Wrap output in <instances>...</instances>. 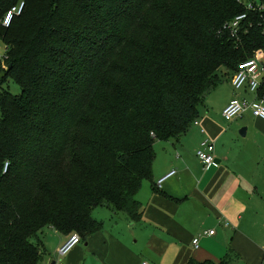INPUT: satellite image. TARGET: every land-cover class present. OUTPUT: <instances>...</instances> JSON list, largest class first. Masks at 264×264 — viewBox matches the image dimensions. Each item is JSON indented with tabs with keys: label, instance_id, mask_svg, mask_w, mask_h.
<instances>
[{
	"label": "trees",
	"instance_id": "16d2710c",
	"mask_svg": "<svg viewBox=\"0 0 264 264\" xmlns=\"http://www.w3.org/2000/svg\"><path fill=\"white\" fill-rule=\"evenodd\" d=\"M0 39V87L22 91L0 90V264H40L46 228L82 241L96 208L140 216L156 143L264 50V0H28Z\"/></svg>",
	"mask_w": 264,
	"mask_h": 264
},
{
	"label": "crops",
	"instance_id": "0c3cea01",
	"mask_svg": "<svg viewBox=\"0 0 264 264\" xmlns=\"http://www.w3.org/2000/svg\"><path fill=\"white\" fill-rule=\"evenodd\" d=\"M256 97L233 92L222 109L234 98ZM244 115L227 128L222 114L200 112L198 125L193 123L178 141L165 142L166 158L158 161L156 154L152 180L144 182L136 198L141 205L137 219L96 208L93 218L101 229L82 238L63 259L57 250L70 235L48 228V242L54 245L49 250L44 245L40 264H227L231 252L241 262L264 264V121ZM242 127L255 146L249 142L236 149L235 130ZM206 141L214 143L217 161L208 169L197 156ZM254 150L262 154L258 162L252 159ZM173 171L176 175L159 188ZM212 230L214 236L204 235Z\"/></svg>",
	"mask_w": 264,
	"mask_h": 264
},
{
	"label": "built area",
	"instance_id": "2783aa9c",
	"mask_svg": "<svg viewBox=\"0 0 264 264\" xmlns=\"http://www.w3.org/2000/svg\"><path fill=\"white\" fill-rule=\"evenodd\" d=\"M28 0H19L14 6H12L4 15L0 16V26L3 28H10L13 20L20 17L27 8ZM247 18L246 15L239 16L235 21L225 26L224 29H230L232 36L235 37L237 30L240 28L242 22ZM8 50V47H7ZM8 56L7 51L4 57H0V65L7 70ZM231 84L236 92L245 90V92L256 95V99L250 101L248 99L234 98L223 111V117L225 121L230 122L236 119H240L245 113L250 112L253 117L264 121V93L261 95L260 91L264 84V50L256 52V54L238 65V68L234 72L231 78ZM260 94V95H259ZM196 125L199 123L196 121ZM199 160L208 169L216 162L215 157V145L212 142L206 141L203 143L201 149L197 152ZM9 169V163H6L4 171ZM176 175L173 171L162 180L159 181L158 187L161 188L162 184L169 178ZM225 226H229L226 222ZM215 231L205 232V236H214ZM81 244V238L78 234L71 235L67 241L58 249L59 259H63L68 256L78 245ZM193 245L196 249L199 248V239L193 241ZM56 264H62L56 262ZM141 264H150L147 261H143Z\"/></svg>",
	"mask_w": 264,
	"mask_h": 264
},
{
	"label": "rangeland",
	"instance_id": "374dc122",
	"mask_svg": "<svg viewBox=\"0 0 264 264\" xmlns=\"http://www.w3.org/2000/svg\"><path fill=\"white\" fill-rule=\"evenodd\" d=\"M6 51H7V45L0 39V57H4V55L6 54ZM2 69H4V68L2 67ZM227 74H228L227 70L223 69V73H222V75H220V84L218 85V87L216 89L210 91L207 94V96L204 99V103H202V105L200 107V112H204L206 110L211 109L212 114L217 113L219 115L220 114L223 115L224 110L222 108L225 105L226 100H228V98L230 97V95L233 92H236L232 87L231 78H230V76H226ZM1 87H0V90L5 89V90L9 91L14 96H20L22 93L20 87L15 82H13L12 80H9L6 84H4ZM242 92H245V90L240 91V94H242ZM254 96H256V95H254ZM246 114L244 115L245 117H246ZM221 117H223V116H221ZM220 120H222V118H220ZM233 121L227 122L224 120V118L222 120L223 125L226 126L227 128L229 126H232ZM244 129H246V128L242 127L240 129L235 130V136L234 137H236V140L238 141V143L236 145V149L239 148L240 146L246 145L249 142H251V144L253 143L254 146L256 144L255 140L252 139L251 137H243L241 135V131H243ZM167 147H168V144H165V142H157L156 143L155 152L158 156V161H159V158L160 159L166 158V149H168ZM252 152H253L252 159L255 160L256 162L260 161V159L262 158V154H260V152H258L257 150L256 151L254 150ZM160 163H161V161H160ZM71 234H73V233H71ZM49 235H50V232H48V228L44 229L38 235V240L43 245H46L48 250H49L48 246L54 245L52 242H48V236ZM54 240H56V237ZM46 242H47V244H46ZM57 258H59V257H57ZM239 259H241V257H239L235 253L231 252L230 256L227 258V264H247L245 262H241Z\"/></svg>",
	"mask_w": 264,
	"mask_h": 264
},
{
	"label": "water",
	"instance_id": "95a60500",
	"mask_svg": "<svg viewBox=\"0 0 264 264\" xmlns=\"http://www.w3.org/2000/svg\"><path fill=\"white\" fill-rule=\"evenodd\" d=\"M246 133H247V130L246 129H244L243 131H241V135L243 136V137H246ZM217 162V161H216Z\"/></svg>",
	"mask_w": 264,
	"mask_h": 264
}]
</instances>
